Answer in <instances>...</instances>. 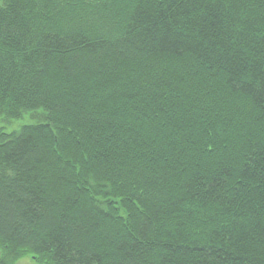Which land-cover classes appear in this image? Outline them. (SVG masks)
I'll use <instances>...</instances> for the list:
<instances>
[{
    "label": "trees",
    "instance_id": "16d2710c",
    "mask_svg": "<svg viewBox=\"0 0 264 264\" xmlns=\"http://www.w3.org/2000/svg\"><path fill=\"white\" fill-rule=\"evenodd\" d=\"M0 264H264V0H0Z\"/></svg>",
    "mask_w": 264,
    "mask_h": 264
},
{
    "label": "rangeland",
    "instance_id": "374dc122",
    "mask_svg": "<svg viewBox=\"0 0 264 264\" xmlns=\"http://www.w3.org/2000/svg\"><path fill=\"white\" fill-rule=\"evenodd\" d=\"M32 114L33 112H26L20 118H7L4 115H0V128L5 129L7 132L18 131L22 126L36 122Z\"/></svg>",
    "mask_w": 264,
    "mask_h": 264
}]
</instances>
